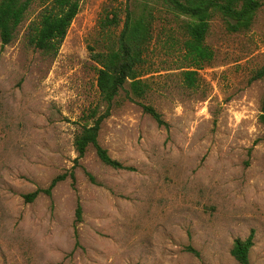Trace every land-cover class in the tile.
Wrapping results in <instances>:
<instances>
[{"label": "rangeland", "instance_id": "374dc122", "mask_svg": "<svg viewBox=\"0 0 264 264\" xmlns=\"http://www.w3.org/2000/svg\"><path fill=\"white\" fill-rule=\"evenodd\" d=\"M123 1L82 0L55 57L25 38L39 0L16 39L0 40V264H239L231 248L252 231L251 264H264V80L251 81L264 64V8L247 33L212 23L215 58L192 88L182 31L156 23L143 76L151 89L141 100L122 91L99 133L132 168L118 170L93 147L80 158L74 137L101 104L90 53L107 40L100 19ZM57 176L51 195L25 199Z\"/></svg>", "mask_w": 264, "mask_h": 264}, {"label": "trees", "instance_id": "16d2710c", "mask_svg": "<svg viewBox=\"0 0 264 264\" xmlns=\"http://www.w3.org/2000/svg\"><path fill=\"white\" fill-rule=\"evenodd\" d=\"M37 0H0V40L3 46L17 37L19 27ZM45 6L38 17L28 25L27 44L47 56H57L69 29L78 15L82 0H39ZM264 0H124L117 6L108 5L100 19V28L106 32L103 49L90 48L92 60L97 66V88L101 104L83 115L85 124L74 137V147L82 158L90 147L106 166L118 170H131L129 166L112 158L99 143L102 123L122 91L130 100L143 99L151 85L143 76L149 72L147 53L154 38L158 21L175 23L182 31V50L187 67L182 71L185 84L192 88L197 82L198 70L215 58V52L207 43L213 22L220 21L229 34L249 32ZM193 69V70H192ZM264 80V64L257 69L251 81ZM159 126H167L162 115L151 105L142 104ZM260 120L264 123V95ZM64 176L55 177L48 188L25 195L33 201L40 193L51 195ZM82 209L77 207V222ZM254 247V231L244 239H235L231 255L239 264H251L250 251ZM189 251L198 255L192 248Z\"/></svg>", "mask_w": 264, "mask_h": 264}]
</instances>
